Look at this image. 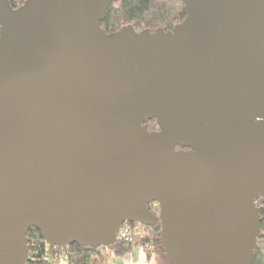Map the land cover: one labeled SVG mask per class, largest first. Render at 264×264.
<instances>
[{
  "label": "water",
  "instance_id": "water-1",
  "mask_svg": "<svg viewBox=\"0 0 264 264\" xmlns=\"http://www.w3.org/2000/svg\"><path fill=\"white\" fill-rule=\"evenodd\" d=\"M116 1L0 0V264H27L30 228L111 246L126 221L161 222L176 264H256L264 0L108 33Z\"/></svg>",
  "mask_w": 264,
  "mask_h": 264
},
{
  "label": "trees",
  "instance_id": "trees-1",
  "mask_svg": "<svg viewBox=\"0 0 264 264\" xmlns=\"http://www.w3.org/2000/svg\"><path fill=\"white\" fill-rule=\"evenodd\" d=\"M13 8L23 5L26 0H9ZM186 17L183 0H118L112 2L106 11V17L101 22V27L108 33L116 32L125 26H133L136 31L145 29L154 32L158 28L172 30ZM150 130L158 129V122L152 119L148 122ZM179 148V147H178ZM150 209L157 216L160 215L159 204ZM257 204L260 213L261 237L258 241L257 251L264 255V197H259ZM142 238L137 241L118 239L111 246H85L74 243L64 248L53 247V251L63 252L67 255L65 264H112L114 258L130 253L135 247L146 246L148 259H152L154 252L161 247V222L155 226L141 225ZM30 241V255L40 261L43 254L51 250L48 248L44 236L39 228L33 227L28 231ZM49 249V250H48ZM163 251V250H162ZM164 253V252H163Z\"/></svg>",
  "mask_w": 264,
  "mask_h": 264
},
{
  "label": "built area",
  "instance_id": "built-area-1",
  "mask_svg": "<svg viewBox=\"0 0 264 264\" xmlns=\"http://www.w3.org/2000/svg\"><path fill=\"white\" fill-rule=\"evenodd\" d=\"M140 223H134L126 221L121 225L120 231L118 233V239H124L129 241L137 240L139 241L142 238L143 232ZM30 244V241H29ZM47 244V243H46ZM48 245V244H47ZM48 248L51 249L43 254L40 261H36L34 257L29 255L27 264H65L67 262V255L63 252L53 251L52 248L48 245ZM58 248V247H55ZM140 248L146 252V246H140Z\"/></svg>",
  "mask_w": 264,
  "mask_h": 264
},
{
  "label": "crops",
  "instance_id": "crops-1",
  "mask_svg": "<svg viewBox=\"0 0 264 264\" xmlns=\"http://www.w3.org/2000/svg\"><path fill=\"white\" fill-rule=\"evenodd\" d=\"M158 258L157 252H154L152 259L149 260L145 251L140 247H135L130 253L114 258L112 264H155L158 262Z\"/></svg>",
  "mask_w": 264,
  "mask_h": 264
},
{
  "label": "rangeland",
  "instance_id": "rangeland-1",
  "mask_svg": "<svg viewBox=\"0 0 264 264\" xmlns=\"http://www.w3.org/2000/svg\"><path fill=\"white\" fill-rule=\"evenodd\" d=\"M159 250L157 251V254L159 256V260L158 262H156L155 264H176L172 261H170L166 256L165 254L163 253L162 250H160V248H158ZM261 257L258 258L256 264H264V255H260Z\"/></svg>",
  "mask_w": 264,
  "mask_h": 264
},
{
  "label": "flooded vegetation",
  "instance_id": "flooded-vegetation-1",
  "mask_svg": "<svg viewBox=\"0 0 264 264\" xmlns=\"http://www.w3.org/2000/svg\"><path fill=\"white\" fill-rule=\"evenodd\" d=\"M155 205H157V204H156V203H154V204H152V205H151V207L154 209V208H155V207H154Z\"/></svg>",
  "mask_w": 264,
  "mask_h": 264
}]
</instances>
